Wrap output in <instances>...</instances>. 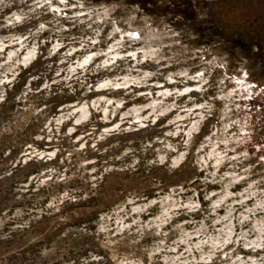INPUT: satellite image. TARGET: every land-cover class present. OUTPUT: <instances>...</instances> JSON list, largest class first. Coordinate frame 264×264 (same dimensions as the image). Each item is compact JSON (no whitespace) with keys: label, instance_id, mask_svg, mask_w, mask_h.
<instances>
[{"label":"rangeland","instance_id":"obj_1","mask_svg":"<svg viewBox=\"0 0 264 264\" xmlns=\"http://www.w3.org/2000/svg\"><path fill=\"white\" fill-rule=\"evenodd\" d=\"M0 7V264H264V0Z\"/></svg>","mask_w":264,"mask_h":264},{"label":"clouds","instance_id":"obj_2","mask_svg":"<svg viewBox=\"0 0 264 264\" xmlns=\"http://www.w3.org/2000/svg\"><path fill=\"white\" fill-rule=\"evenodd\" d=\"M14 2L15 0H0V6H11ZM20 2L23 3V0H20ZM0 11H3V7H0ZM16 19H18V17L13 13L12 17L9 18V22L14 24Z\"/></svg>","mask_w":264,"mask_h":264}]
</instances>
